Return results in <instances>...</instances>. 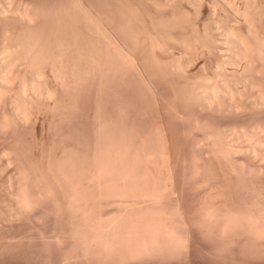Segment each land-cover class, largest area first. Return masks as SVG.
<instances>
[{"label": "bare ground", "instance_id": "6f19581e", "mask_svg": "<svg viewBox=\"0 0 264 264\" xmlns=\"http://www.w3.org/2000/svg\"><path fill=\"white\" fill-rule=\"evenodd\" d=\"M193 232L264 258V0H0V264Z\"/></svg>", "mask_w": 264, "mask_h": 264}, {"label": "rangeland", "instance_id": "374dc122", "mask_svg": "<svg viewBox=\"0 0 264 264\" xmlns=\"http://www.w3.org/2000/svg\"><path fill=\"white\" fill-rule=\"evenodd\" d=\"M183 196L188 197L189 192L183 190ZM191 237L194 239H190V248L185 251L164 252L125 264H264V258L248 256L235 246L221 245L198 232H193Z\"/></svg>", "mask_w": 264, "mask_h": 264}]
</instances>
